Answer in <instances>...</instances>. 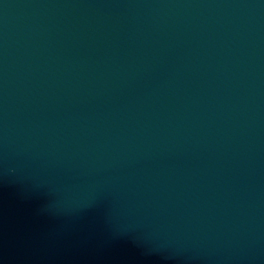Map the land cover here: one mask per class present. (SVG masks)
I'll list each match as a JSON object with an SVG mask.
<instances>
[{"label": "water", "instance_id": "water-1", "mask_svg": "<svg viewBox=\"0 0 264 264\" xmlns=\"http://www.w3.org/2000/svg\"><path fill=\"white\" fill-rule=\"evenodd\" d=\"M0 264H264V0H0Z\"/></svg>", "mask_w": 264, "mask_h": 264}]
</instances>
